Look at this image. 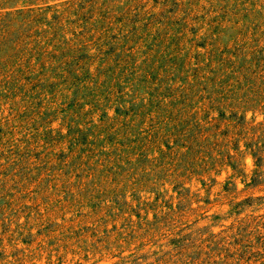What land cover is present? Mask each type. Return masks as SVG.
Returning a JSON list of instances; mask_svg holds the SVG:
<instances>
[{
	"label": "rangeland",
	"instance_id": "rangeland-1",
	"mask_svg": "<svg viewBox=\"0 0 264 264\" xmlns=\"http://www.w3.org/2000/svg\"><path fill=\"white\" fill-rule=\"evenodd\" d=\"M0 264H264V0H0Z\"/></svg>",
	"mask_w": 264,
	"mask_h": 264
}]
</instances>
